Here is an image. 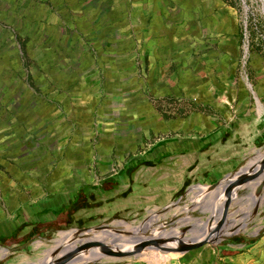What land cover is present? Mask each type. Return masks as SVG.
I'll list each match as a JSON object with an SVG mask.
<instances>
[{"label": "crops", "instance_id": "obj_1", "mask_svg": "<svg viewBox=\"0 0 264 264\" xmlns=\"http://www.w3.org/2000/svg\"><path fill=\"white\" fill-rule=\"evenodd\" d=\"M244 40L227 0H0V263L166 210L262 151ZM229 246L158 264H264Z\"/></svg>", "mask_w": 264, "mask_h": 264}, {"label": "rangeland", "instance_id": "obj_2", "mask_svg": "<svg viewBox=\"0 0 264 264\" xmlns=\"http://www.w3.org/2000/svg\"><path fill=\"white\" fill-rule=\"evenodd\" d=\"M227 1L238 7L236 8L237 19L240 28L245 34L243 43L244 48H247L252 55L261 57L264 61V0ZM250 183L251 184L248 186L239 189L233 196L227 211L226 225L223 228V232L217 238V241L206 244L189 253L199 254L208 261L212 256L222 250H234L235 248L229 246L234 242L237 244L248 242L251 243L253 261L260 262V260H264V185L260 194L258 196L255 194L260 184L264 183V180L258 185L256 180ZM207 194H214V192H207L206 195ZM215 200L216 198H214V195L203 197L202 192L189 190L180 203L166 210L150 209L138 217H128L127 219L114 220L100 225L108 226L109 228L107 231H100V234L105 232L112 233L113 227L116 226V222H125L130 226L142 227L143 230H139L137 236L143 238L153 235L159 236L163 233L166 235L169 232V235H171L173 234L171 233L173 230L180 234L183 229L189 228L193 231L186 232L184 237L187 239H195L202 234V229L205 230L206 221L213 211L205 206L209 204L211 205L210 207L215 208L217 206ZM218 200L222 204L219 198ZM96 227L99 226L86 228L93 229ZM117 229L123 232L129 231L131 233H136L134 229L127 230L122 226ZM75 230L76 229L65 230L64 232H69L65 238L73 236ZM59 233L52 236L48 241H41L42 243L39 242L30 246L24 251L27 256L22 253H17L0 264H42L43 261L50 260V255L56 250L59 251L57 257L62 256L60 254L63 247L69 246L68 244L72 243H66L67 240H62ZM178 234L176 235L177 237H179ZM121 235L124 238H130L125 234L121 233ZM90 236L92 235L85 234L81 238L77 236V239L84 240ZM237 251L240 250L237 249ZM169 257H173V255L152 250L136 258L105 261L106 258H108L106 257L101 261L88 262L87 264H158L160 261L162 262Z\"/></svg>", "mask_w": 264, "mask_h": 264}, {"label": "water", "instance_id": "obj_3", "mask_svg": "<svg viewBox=\"0 0 264 264\" xmlns=\"http://www.w3.org/2000/svg\"><path fill=\"white\" fill-rule=\"evenodd\" d=\"M258 156L256 155L253 159L246 163L243 168H240L237 172L232 175H227L221 181H218L212 185L205 186L207 192H224L225 200L221 205L216 206L211 212L210 217L206 221V230L202 229V234L195 239H187L184 237L186 232H191L192 229L186 228L182 230V233L173 234L172 236L167 237L165 233L156 236L150 237H139L137 236L138 231L142 230V227H139V230L136 233H131L129 231H120L117 230V233H122L130 238H132V242L129 243L127 247L119 248L114 245H106L97 242H90L81 246L77 249L76 252H80L86 248H99L103 253L118 257L120 259L124 258H136L141 255L148 253L149 251H158L165 254H172L173 256H183L190 251L198 249L206 244H211L212 242L217 241L219 235L223 232V228L226 225V216L229 205L233 196L236 192L251 184L250 182L255 180L256 176L264 170V157L256 163ZM252 164V166H251ZM264 183H261L255 194L258 196L263 188ZM205 225V224H204ZM109 230L108 226H99L93 229H78L75 230L74 241H82L81 239H77L78 237H82L85 234L93 235L92 231H107ZM166 231V230H165ZM234 234V233H233ZM91 237V236H90ZM88 239V238H87ZM86 240V239H84ZM59 251L56 250L50 255V262L43 264H68L74 253H70L61 257H57Z\"/></svg>", "mask_w": 264, "mask_h": 264}, {"label": "bare ground", "instance_id": "obj_4", "mask_svg": "<svg viewBox=\"0 0 264 264\" xmlns=\"http://www.w3.org/2000/svg\"><path fill=\"white\" fill-rule=\"evenodd\" d=\"M258 158L256 160V163H258L259 160L262 159V157H264V149L262 151L259 152V154H257ZM252 166V164H251ZM255 180L258 182L257 185L264 180V170H262L255 178ZM202 193L206 194V188L202 189ZM214 198H216V204L221 205L222 204L219 202L218 198L221 200V202H224L225 200V194L222 191H219V193L214 192ZM218 197V198H217ZM213 204V203H212ZM211 205L207 204L205 207L213 210L212 208L214 207H210ZM116 226L113 227L112 233L109 232H105L103 234H100V232H96V231H92L93 235L91 237H89L86 240H82V241H78L75 242L74 241V235L70 236L68 238H62V240H67L66 243H72V244H68L69 246H64L62 249V252L60 255L64 256L70 253H74V256L72 257L71 261L68 264H87L88 262H94V261H101L103 258H106L105 261H111V260H115L118 261L120 260V258L118 257H114V256H109L105 253H103L99 248H86L80 252H76L77 249L81 246H84L87 243L90 242H97V243H102V244H108V245H114L117 246L119 248L122 247H127L129 245V243H131L132 238H124L120 233H117V228L118 227H124V229H134L136 231L139 230V227L137 226H130L129 224L125 223V222H116L115 223ZM206 230V228H204ZM143 230V229H142ZM141 230V231H142ZM193 231V230H192ZM182 232V231H181ZM171 233L173 234H178L177 231L173 230ZM170 232L168 234H166L168 237L172 236L173 234L169 235ZM61 257V256H59ZM50 262V260L47 261H43V263H47ZM39 264V263H38Z\"/></svg>", "mask_w": 264, "mask_h": 264}, {"label": "trees", "instance_id": "obj_5", "mask_svg": "<svg viewBox=\"0 0 264 264\" xmlns=\"http://www.w3.org/2000/svg\"><path fill=\"white\" fill-rule=\"evenodd\" d=\"M236 8H238L236 5H234ZM252 240H254V239H252ZM252 240H249V241H252Z\"/></svg>", "mask_w": 264, "mask_h": 264}]
</instances>
